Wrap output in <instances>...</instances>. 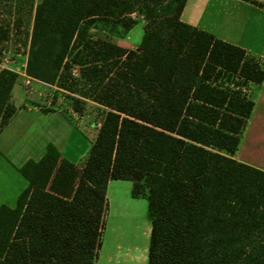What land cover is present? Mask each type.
Listing matches in <instances>:
<instances>
[{
	"label": "trees",
	"instance_id": "16d2710c",
	"mask_svg": "<svg viewBox=\"0 0 264 264\" xmlns=\"http://www.w3.org/2000/svg\"><path fill=\"white\" fill-rule=\"evenodd\" d=\"M187 1L37 5L26 74L78 93L80 115L86 100L107 112L83 162L50 144L19 170L28 187L0 206V264H97L114 180L148 202L147 264H264V171L233 158L255 106L241 88L264 82V64L184 23ZM140 21L136 49L114 42ZM18 77L0 72V133Z\"/></svg>",
	"mask_w": 264,
	"mask_h": 264
},
{
	"label": "crops",
	"instance_id": "0c3cea01",
	"mask_svg": "<svg viewBox=\"0 0 264 264\" xmlns=\"http://www.w3.org/2000/svg\"><path fill=\"white\" fill-rule=\"evenodd\" d=\"M10 2L12 0L0 2V7ZM37 5H34L29 19L14 9L7 15L0 11V29L8 32V45L16 48L17 58H22L15 59L16 64L13 62V67H10V70L19 75L10 97V103L16 107L17 112L0 133V206L7 205L11 208L16 207L19 196L28 187V181L19 170L31 160L40 161L45 156L48 145L53 144L63 159L72 164H77L82 157L83 162L89 153L87 150L77 152L81 141L75 140L76 133L86 136L84 116L75 111L44 112L46 108L36 104L38 101H34L24 85V71ZM181 20L244 49L249 57L259 59L264 64V0H188ZM144 25L140 21L126 37L113 38L114 42L125 49L137 48L144 35ZM135 32H138V37L134 39L136 44H131ZM35 84L46 85L33 79L31 88ZM251 88L254 110L233 158L264 171V82L252 85ZM92 126L95 127V135H90L91 146L101 124ZM86 152L87 155L84 156ZM112 182L107 191L108 206L111 199L117 196L114 188L112 189Z\"/></svg>",
	"mask_w": 264,
	"mask_h": 264
},
{
	"label": "rangeland",
	"instance_id": "374dc122",
	"mask_svg": "<svg viewBox=\"0 0 264 264\" xmlns=\"http://www.w3.org/2000/svg\"><path fill=\"white\" fill-rule=\"evenodd\" d=\"M42 0H12V2L0 7V11L8 14L12 9L15 12H22L26 19H29L34 5ZM134 17H137L136 15ZM4 30V29H3ZM6 31V30H4ZM138 31V28H137ZM97 33V32H96ZM138 32L134 34L131 44L135 43ZM3 39L0 42V61L7 58L10 62L7 67H13V62L17 58V50L11 45H5ZM5 40V41H4ZM136 44V43H135ZM136 48H131L133 50ZM15 63V62H14ZM20 63V62H19ZM16 64V63H15ZM78 78V68L74 69ZM22 79H20V82ZM36 85V84H35ZM26 87V86H25ZM28 89V88H27ZM34 101L38 105L51 110H61L64 112L74 111V99L80 96L78 93H70L62 90L59 85L34 86L29 88ZM85 113L83 114L85 135L75 134V140H80L77 152L81 153L91 148L90 135H95V127L100 125L105 118L106 108L94 103L91 100L85 102ZM71 113V112H70ZM87 152L84 156L87 155ZM83 160V157L79 164ZM117 196L110 201L106 215V228L102 236V247L99 252L97 264H147L148 248L151 233V222L146 199H134L131 196L132 183L128 181H113ZM150 229V232H149Z\"/></svg>",
	"mask_w": 264,
	"mask_h": 264
},
{
	"label": "built area",
	"instance_id": "2783aa9c",
	"mask_svg": "<svg viewBox=\"0 0 264 264\" xmlns=\"http://www.w3.org/2000/svg\"><path fill=\"white\" fill-rule=\"evenodd\" d=\"M8 44H9V42L6 41L5 45H8ZM9 62L10 61L7 58L3 57V59L0 61V72L5 70V69H9L10 70V68L6 66ZM24 74L26 75L24 85L26 86V88L29 89V88H31V84H32L33 79L26 74V70L24 71ZM251 87H252V85L241 88V90L243 91V93L247 97H251V90H252Z\"/></svg>",
	"mask_w": 264,
	"mask_h": 264
}]
</instances>
